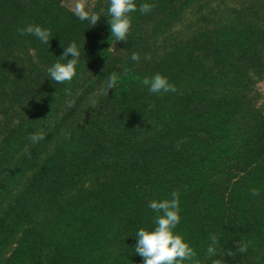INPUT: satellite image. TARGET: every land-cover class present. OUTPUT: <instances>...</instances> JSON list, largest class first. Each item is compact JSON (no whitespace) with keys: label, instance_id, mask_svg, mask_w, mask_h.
<instances>
[{"label":"trees","instance_id":"16d2710c","mask_svg":"<svg viewBox=\"0 0 264 264\" xmlns=\"http://www.w3.org/2000/svg\"><path fill=\"white\" fill-rule=\"evenodd\" d=\"M147 2L115 42L75 0H0V264H141L147 205L173 194L182 264H264V0ZM72 42L77 75L56 84ZM156 73L177 91L149 92Z\"/></svg>","mask_w":264,"mask_h":264},{"label":"clouds","instance_id":"9594fccd","mask_svg":"<svg viewBox=\"0 0 264 264\" xmlns=\"http://www.w3.org/2000/svg\"><path fill=\"white\" fill-rule=\"evenodd\" d=\"M152 7L153 5L147 0L139 4L137 0H107L106 11L102 9L100 12H96L92 10V5L88 3V0H75L70 11L78 20L87 22L88 28L94 27L102 16H106L110 37H114L115 42H127L128 34L132 28L131 14L137 11L147 14L151 12ZM17 31L21 35H32L43 44L50 43V31L41 25L29 24L26 27L18 28ZM80 56V46L76 42L69 43L63 47V52L60 55V57L67 58L66 62L57 61L48 67L47 78L56 84L73 80L77 75V64ZM130 58L132 61H139L140 56L134 52ZM145 59H150V57H145ZM117 83V75L109 76L105 91L115 89ZM144 83L149 92L154 94L175 93L177 91L176 85L170 82L167 76L160 73L154 74L150 80L146 79ZM72 103L74 101H69V106ZM43 138V134L31 136L33 142ZM147 206L156 213L153 218L154 226L148 229L139 228L134 235L136 240L134 250L136 255L142 257L141 264H182L183 261L191 258L193 249L178 232L174 231L180 222L176 195L173 194L171 200L153 199ZM244 250L245 247L241 246L240 251ZM208 251L212 253L214 249L209 247Z\"/></svg>","mask_w":264,"mask_h":264},{"label":"rangeland","instance_id":"374dc122","mask_svg":"<svg viewBox=\"0 0 264 264\" xmlns=\"http://www.w3.org/2000/svg\"><path fill=\"white\" fill-rule=\"evenodd\" d=\"M259 87L262 89V91L264 92V81H262L261 83H259Z\"/></svg>","mask_w":264,"mask_h":264}]
</instances>
